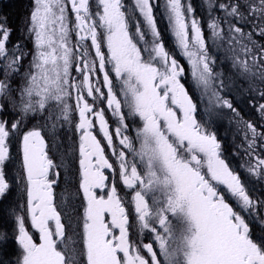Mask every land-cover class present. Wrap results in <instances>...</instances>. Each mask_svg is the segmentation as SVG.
<instances>
[{
	"label": "snow or ice",
	"instance_id": "snow-or-ice-1",
	"mask_svg": "<svg viewBox=\"0 0 264 264\" xmlns=\"http://www.w3.org/2000/svg\"><path fill=\"white\" fill-rule=\"evenodd\" d=\"M33 3V51L19 89L12 87L13 74H21L28 53L19 43L9 47L10 30L0 23V113H19V118L0 119V197L10 188L5 175L10 136L15 138L26 118L52 121L55 129L75 117L81 231L77 244L68 234L71 218L63 198L60 203L56 198L61 173L37 125L22 135L27 200L26 214L15 217L20 249L15 264H78L77 257L79 264H264V236L256 239L246 220L253 210L264 215V200L252 199L222 158L215 133L197 119V101L182 82L185 65L166 49L157 28L156 0H134L131 7L124 0H95V6L92 0ZM218 7L236 23L225 32L214 20L208 25L212 36L238 43L247 38L257 46L252 33L237 26L245 5L237 0ZM258 10L264 19V0ZM165 11L193 86L210 91L218 106L238 116L220 95L215 60L199 21L190 15L191 5L166 0ZM137 12L142 20L135 18ZM148 34L151 40H145ZM258 59L264 66V56H253ZM240 63L250 71L247 60ZM259 108L264 112V104ZM106 111L116 118L113 129ZM246 127L252 144L255 137L264 138L251 123ZM249 170L264 173V159L257 158ZM117 178L130 190L127 199ZM227 195L236 198L239 211ZM130 214L137 234L147 232L150 242L130 239Z\"/></svg>",
	"mask_w": 264,
	"mask_h": 264
},
{
	"label": "trees",
	"instance_id": "trees-1",
	"mask_svg": "<svg viewBox=\"0 0 264 264\" xmlns=\"http://www.w3.org/2000/svg\"><path fill=\"white\" fill-rule=\"evenodd\" d=\"M190 5L194 11V16L198 19L201 28L204 31V36L209 47V54L215 60L213 65L214 75L219 77L217 84L222 82L220 88V95L223 98L232 102L233 107L236 109L238 116L232 112V110L223 108L228 118L227 122L229 126L227 132L221 130L219 127V111L221 106H218L213 102V107L216 109V113L208 111L210 100L207 98L205 92L206 108H202L198 105V117L209 131L214 132L217 140L221 144V150L223 153V159L229 165L236 174L240 176L241 182L244 184L246 191L253 200H264V173L261 175L251 176L252 171L250 168H254L257 163V158L264 159V138L261 136L255 137V143L252 144V133L246 127V124L251 123L255 126L258 133H264V112L261 111L259 105L264 104V66L261 61L253 60V56L261 57L264 53L261 52V47H264V37L260 35V29L264 28V19L261 18L258 10L260 0H239L240 3L245 5V18L241 20L237 26L241 27L245 33H252V41L257 46H253L249 43L247 38L239 43L235 40L229 41L227 36L224 40H219L213 36L209 37L208 31L210 28L208 25L214 20L220 24L221 15L225 14V24L221 25L225 32L230 24L236 23V18L228 15V11L222 10L219 5H229L234 3L233 0H226L225 3H221V0H189ZM211 5V7H210ZM251 5L256 11L248 10L247 6ZM33 0H0V23H3L7 28H12L15 32V41H22L25 37V28L30 22L29 13L33 9ZM223 13H222V11ZM209 23V24H208ZM29 40V39H28ZM215 41V42H214ZM242 45H247L250 52H245ZM169 51L177 53V59L185 65L187 74L189 73V65L184 57L179 55V48L175 45L168 47ZM242 60H247L250 71H245L241 65ZM1 64H3L1 62ZM256 76L257 81L254 87L244 83L248 78ZM229 77H233L237 81L236 83L241 86V91L245 92V101L248 107L252 109H244L240 103L239 96L228 94L229 85L227 80ZM187 81V78L184 82ZM243 84V85H241ZM189 89V93L194 95L191 85L185 84ZM258 94L254 96L253 92ZM253 105V106H252ZM213 109V111L215 110ZM234 130V134H233ZM234 136V137H233ZM236 136V137H235ZM251 144V147H250ZM259 172L260 170L257 169ZM23 195L21 190L17 189L14 193L8 191L0 201V235L3 239H0V264H15L19 255L20 249L17 241L14 239L16 235V215H24L25 211L22 208ZM236 209L239 211L238 202L233 203ZM254 217V218H253ZM246 220L249 222L250 229L256 239L264 236V226L260 224V221L264 220V215L253 210L252 216H246Z\"/></svg>",
	"mask_w": 264,
	"mask_h": 264
},
{
	"label": "flooded vegetation",
	"instance_id": "flooded-vegetation-1",
	"mask_svg": "<svg viewBox=\"0 0 264 264\" xmlns=\"http://www.w3.org/2000/svg\"><path fill=\"white\" fill-rule=\"evenodd\" d=\"M185 2L190 4L189 0H185ZM225 2L226 0H221V3H225ZM233 2L236 3L237 0H233ZM92 3L93 6H95V0H92ZM124 3L126 4V6L131 7V5L134 4V0H124ZM165 3L166 0H156V6L154 7V15L156 16L157 28L160 31L161 39L163 40L166 49H168L170 45L175 46L176 43H175V38L172 35L171 27L168 23V19L165 13L166 12ZM222 10L225 9L222 8ZM32 11L33 9H31L29 16H31ZM135 18L137 20H142V17L139 16L138 12L135 14ZM228 18L229 17L228 16L225 17V14L223 13V15H221V21H222L221 25L222 24L224 25L225 19ZM28 24L29 25H27V27L25 28V37L23 38L22 41L19 42L15 41L14 30L12 28H8L11 33L9 38V47H11L13 44L19 43L20 46L23 48V50H25L28 53V55L22 61L23 67L21 68V74L20 75L13 74L14 79L12 80V87L15 89H19L23 84V73L27 71L28 61L31 59V54L33 51V44L29 33L30 22ZM142 30H143V26H142ZM151 39L152 37L150 34H148L145 37V40H151ZM184 59L186 60V58ZM1 62L3 63V61H0V79L3 78V64H1ZM187 75L188 74L186 70V74L184 79H182V82H184V80L188 77ZM193 99L197 101L194 96ZM101 107H104V105H101ZM105 117L108 120L110 129H113L116 126L115 123L116 118L111 115L110 111L105 112ZM197 117H198V109H197ZM14 118H19L18 110L15 111L10 110L7 114L0 113V119L12 120ZM51 123L52 121H49L46 124L45 121L42 119L39 118L33 119L29 117L26 118L24 125L19 129L15 138L13 139L10 136V160L7 161L5 164V175L10 184V188H9L10 191L14 193L17 189L21 190L23 195L22 208L24 209L26 214L27 197L25 191L26 188V181L24 178L25 174L22 170V135L24 132L30 130L31 128L40 125L42 135L45 136V140L47 141L48 144L49 155L58 166L57 170L60 171L61 173L60 178L55 187L57 202L60 203L61 198H63V208L67 212L68 216L71 218V228L68 229V234L77 243L80 242L79 233L81 231V228L79 227V219H80V214L82 213V208H81L82 193L79 191V189H76L77 187H74L73 182L71 180L64 179L63 163H61L60 161L63 160L64 162V160H66L64 164L69 170L71 169V167H69L67 163L68 162L71 163L74 158L78 157L79 133L74 127L75 117H73L71 123L64 122L63 120H61L57 124L55 129L51 128ZM97 125H98V121H97ZM94 131L96 130L94 129ZM97 134H98V138L102 136L101 133H97ZM103 142L104 141L102 140V143ZM114 142L118 144V138L114 137ZM222 158H223V153H222ZM111 159H114V157H111ZM72 168H74V163L72 165ZM105 171L106 174H109V170H105ZM117 187L118 190H120L121 195L127 199L130 190H124L123 188H121L119 178H117ZM130 213H131V209H130ZM130 225H131L129 229L130 239L133 240V242H137L138 240H143L144 243L150 242L148 239L147 232H145L143 235L137 234L136 223L131 214H130ZM30 231L34 233V230L30 229ZM77 259H78L77 262L79 264L80 258L78 257Z\"/></svg>",
	"mask_w": 264,
	"mask_h": 264
},
{
	"label": "rangeland",
	"instance_id": "rangeland-1",
	"mask_svg": "<svg viewBox=\"0 0 264 264\" xmlns=\"http://www.w3.org/2000/svg\"><path fill=\"white\" fill-rule=\"evenodd\" d=\"M190 15L193 16V17H195L194 16V11ZM166 16H167V13H166ZM208 31H212V30L209 29ZM211 36H212V32L209 33V37H211ZM30 37H31V41H32V44H33V37L31 35H30ZM186 62H187V60H186ZM187 76H188L187 77V81H188V83L192 87V90H193V93L195 95V98L197 100L198 105H200L202 108H206L205 107V104H206L205 92H204L202 86L201 87H194L193 86L194 85V81L192 80V77H191L190 65H189V73H188ZM218 80H219V77H217L216 83L218 82ZM235 81H237V80L234 79L233 77H229V79L227 80V84L229 85L228 94H231L232 96H234V95L239 96L240 103H241V105L243 106L244 109H247V108L248 109H252V108L248 107V104L245 101L246 98H243L245 96V92L241 91V86H239V84L236 83ZM256 81H257V77L256 76H252V77L248 78V80L244 81L243 84L247 83L250 86L254 87V85L256 84ZM243 84H241V85H243ZM253 94H254V96H256L258 93L256 91H254ZM206 96L210 100V103H209V106L210 107H208V111H210L211 113H216V109L213 107L214 98L211 97V92L209 91V93L206 94ZM213 109H215V110L213 111ZM218 111H219V113H218L219 114V116H218V119H219V127L221 128V130L227 132L229 130V126H232L233 123L229 124L227 122L228 118L225 115L226 112H224V110H223L222 107H220L218 109ZM233 134H234V130H233ZM65 161L66 160H64V162H63V160L60 161L61 163H63V175H64V179L65 180H71L73 182L74 187H77L76 189H79L78 188V168H79V165H78V157L77 158H74L71 163L70 162L67 163V165L69 167H71L70 170L64 164ZM73 163H74V168H72ZM252 174L255 175V173L252 172L251 173V176H252ZM0 199H1V197H0ZM226 199L228 200V202L230 204L233 203V200L235 201V203H237L236 198L231 197L230 195H227L226 196ZM233 206L236 208V206L234 204H233ZM260 224H263V226H264V220L260 221ZM77 244H79V242H77ZM77 261H78V259H77Z\"/></svg>",
	"mask_w": 264,
	"mask_h": 264
}]
</instances>
